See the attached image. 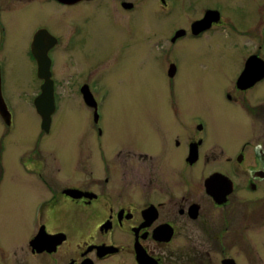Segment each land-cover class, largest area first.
<instances>
[{
  "label": "flooded vegetation",
  "instance_id": "obj_1",
  "mask_svg": "<svg viewBox=\"0 0 264 264\" xmlns=\"http://www.w3.org/2000/svg\"><path fill=\"white\" fill-rule=\"evenodd\" d=\"M108 1L0 0L2 98L10 60L19 54L17 18L28 24L33 8L42 6L60 7L69 17L74 9L97 6L112 9L119 25L130 27L139 17L152 31L145 10L155 2L165 21L159 32H168L156 41V54L163 52L170 82L191 42L226 36L230 52L212 55L207 66L200 62L211 72L196 74L197 95L209 105L205 114L185 115L187 93L181 96L178 82L166 84L141 100L144 113L105 127L109 84L72 65L82 23L69 20L61 30L50 21L31 24L21 54L32 71L34 65L33 107L44 84L37 74L40 55L48 60L53 89L51 124L43 132L50 134L68 90L77 99L86 142L75 151H47V162L32 161L31 172L24 167L32 176L31 234L22 243L16 232L0 233V264H264V0L241 13L249 24L238 29L220 2L147 0L141 8L134 0H114L108 8ZM176 10L182 20H169ZM117 45V53L126 50L123 41ZM3 100L9 124L0 118L9 131L12 104ZM66 158L72 160L67 166ZM1 178L0 168V198L8 189L18 198L15 185L7 189ZM13 210L19 213L16 205Z\"/></svg>",
  "mask_w": 264,
  "mask_h": 264
},
{
  "label": "rangeland",
  "instance_id": "obj_2",
  "mask_svg": "<svg viewBox=\"0 0 264 264\" xmlns=\"http://www.w3.org/2000/svg\"><path fill=\"white\" fill-rule=\"evenodd\" d=\"M113 1H108V8H111ZM192 1L194 3L220 2L225 9V14L229 13L228 9L232 11L237 29L245 28L249 24V22L242 21L241 13L250 11L253 0ZM134 2L141 8L142 4L149 3L147 0H134ZM11 4L12 2L9 5ZM54 8L48 6L33 8V14L30 15L28 24L17 18L19 26L15 39L19 54L17 58L10 60L9 70L5 77L3 98L5 97L11 102L14 118L12 128L10 127L11 130L9 129V131L6 130V125L0 118V135L6 131L3 137L4 150L0 156L1 183L3 182L7 189L10 183L15 185L19 197L16 198L8 189L0 198V233L2 235V232L5 234L16 232L22 243H26L31 234L30 214L27 211L33 210L32 176L26 171L31 172L33 170L32 161L46 163L49 158L47 151L56 153L75 151L76 148L86 142L77 99H74L73 96L69 97L72 91L66 90L64 95L61 93L60 97L65 99L61 102L59 112L54 117L50 134H45L40 128V118L32 105L38 90L34 65L32 71V62L21 54L26 36L32 32L31 24L50 21L52 28H55L54 25H56L57 30H61L62 28L59 26L63 22L78 20L82 23L84 31L79 40L80 45L78 46L80 48L74 54L72 65L76 72L80 70L85 71L86 76H101L102 81L109 84L110 95L103 110L105 127L111 121L119 123L129 115L139 114L140 111L144 113V102L141 101L143 98L156 95V90L165 87L166 84L169 87H174L176 82L182 89L181 96L187 93L182 99L184 114H205L209 102L205 97L197 95L196 74L199 72L210 73L211 70L208 67L203 70L200 62L207 66L212 55L216 53L220 55L231 50L225 35L215 39H201L191 42L193 45L188 51L182 50L181 55L183 57L179 66L178 78L170 82L166 75L163 52H160V55L156 54V41L160 37L166 36L168 32H159L160 28H164L165 21H163V17L156 15L159 8L155 2L145 10L152 31H149V27L144 29L139 17L130 27L119 25L115 21L112 9L109 10V13L106 8L84 6L72 10L70 17L73 18H70L67 15V10L60 12L62 10L60 7ZM21 10L24 11L25 8ZM54 11L56 12L54 13ZM138 13H140L138 16L142 15L141 10ZM176 13L178 14V10L172 12L169 20H182L179 14L176 17ZM245 18L247 21L249 20V16H245ZM55 19H59V21L57 22ZM120 31L122 37H116L121 36L119 35ZM142 40L144 46L141 47V50H145L144 52L136 50L137 47L135 48V46L140 45ZM120 41H123L126 50L117 53L116 48ZM59 70L61 71L60 67ZM161 92L163 93V91ZM148 103H150L149 100ZM132 104H138L136 106L138 108L131 110L129 107ZM31 151H33V155H31ZM71 162L72 160L69 158L64 159L66 166ZM24 167L27 169L26 171ZM15 205L19 213L13 210Z\"/></svg>",
  "mask_w": 264,
  "mask_h": 264
},
{
  "label": "water",
  "instance_id": "obj_3",
  "mask_svg": "<svg viewBox=\"0 0 264 264\" xmlns=\"http://www.w3.org/2000/svg\"><path fill=\"white\" fill-rule=\"evenodd\" d=\"M62 2H72L73 0H60ZM37 74L38 77L44 80V84L41 87L40 94L34 99V107L36 113L39 115L41 119V129L44 132L49 131V127L51 124V114H52V106H53V89L51 87V82L48 79V60L46 56L40 55L37 57ZM0 116L5 121V123L9 124V113L7 112L6 105L3 101L0 91Z\"/></svg>",
  "mask_w": 264,
  "mask_h": 264
}]
</instances>
